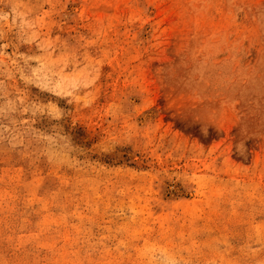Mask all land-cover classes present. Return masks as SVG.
<instances>
[{"label": "rangeland", "instance_id": "rangeland-1", "mask_svg": "<svg viewBox=\"0 0 264 264\" xmlns=\"http://www.w3.org/2000/svg\"><path fill=\"white\" fill-rule=\"evenodd\" d=\"M0 264H264V0H0Z\"/></svg>", "mask_w": 264, "mask_h": 264}]
</instances>
